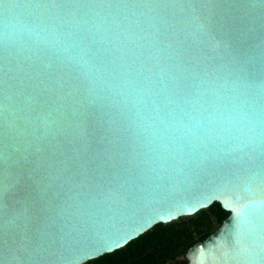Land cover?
<instances>
[{"label": "water", "instance_id": "obj_1", "mask_svg": "<svg viewBox=\"0 0 264 264\" xmlns=\"http://www.w3.org/2000/svg\"><path fill=\"white\" fill-rule=\"evenodd\" d=\"M254 201L264 0H0V264H84L214 203L186 264H264Z\"/></svg>", "mask_w": 264, "mask_h": 264}, {"label": "trees", "instance_id": "obj_2", "mask_svg": "<svg viewBox=\"0 0 264 264\" xmlns=\"http://www.w3.org/2000/svg\"><path fill=\"white\" fill-rule=\"evenodd\" d=\"M228 216L218 203L167 224H158L123 248L84 264H166L204 240Z\"/></svg>", "mask_w": 264, "mask_h": 264}, {"label": "flooded vegetation", "instance_id": "obj_3", "mask_svg": "<svg viewBox=\"0 0 264 264\" xmlns=\"http://www.w3.org/2000/svg\"><path fill=\"white\" fill-rule=\"evenodd\" d=\"M175 264H186L185 260H184V255L183 256H179L178 258H176L175 260L168 262L166 264H170V263H174Z\"/></svg>", "mask_w": 264, "mask_h": 264}, {"label": "snow or ice", "instance_id": "obj_4", "mask_svg": "<svg viewBox=\"0 0 264 264\" xmlns=\"http://www.w3.org/2000/svg\"><path fill=\"white\" fill-rule=\"evenodd\" d=\"M255 205H256V207H258V208H264V201H254L253 202ZM238 215H239V213H238Z\"/></svg>", "mask_w": 264, "mask_h": 264}, {"label": "rangeland", "instance_id": "obj_5", "mask_svg": "<svg viewBox=\"0 0 264 264\" xmlns=\"http://www.w3.org/2000/svg\"><path fill=\"white\" fill-rule=\"evenodd\" d=\"M170 264H175V262L174 263H170Z\"/></svg>", "mask_w": 264, "mask_h": 264}]
</instances>
